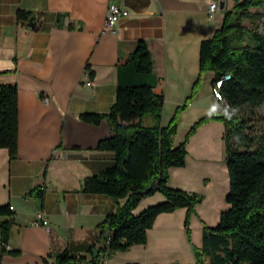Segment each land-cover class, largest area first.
I'll return each instance as SVG.
<instances>
[{
  "label": "crops",
  "instance_id": "1",
  "mask_svg": "<svg viewBox=\"0 0 264 264\" xmlns=\"http://www.w3.org/2000/svg\"><path fill=\"white\" fill-rule=\"evenodd\" d=\"M111 3L129 12L113 31L105 28ZM210 3L218 4L211 17ZM233 6V0H0V85L17 88L18 108L16 157L10 160L8 150L0 148V207L10 211L0 214V224L12 220L7 247L19 252L3 255L0 264H50L64 251L89 259L98 225L126 198L81 192L86 178L114 165L115 154L97 150L100 140L113 135L107 121L92 124L80 115L108 113L118 84L162 83L161 125H168L192 95L201 42L221 26L222 11ZM17 10L35 20L18 21ZM138 41L147 43L152 57L148 77L117 64ZM213 77L212 71L202 74L179 114L175 146L194 123L217 114ZM224 133L221 121L204 122L186 143L184 166L168 170L171 188L201 196L188 224L185 208L159 214L143 245L102 256L100 263L211 264L195 252L203 248L205 230L215 227L228 208ZM31 190L35 195L27 196ZM163 200L159 192L147 195L133 214ZM39 209L49 221L48 233L33 224Z\"/></svg>",
  "mask_w": 264,
  "mask_h": 264
},
{
  "label": "trees",
  "instance_id": "2",
  "mask_svg": "<svg viewBox=\"0 0 264 264\" xmlns=\"http://www.w3.org/2000/svg\"><path fill=\"white\" fill-rule=\"evenodd\" d=\"M233 2L234 6L224 14L221 26L209 39L201 42L199 76L192 95L176 108L168 125H161L162 83L118 84L115 102L108 113L80 115L81 120L92 124L107 121L113 135L100 140L97 150L115 154L114 165L86 178L81 192L104 194L116 201L126 200L98 225L96 242L87 250L89 259L64 251L56 257V264H99L104 255L143 245L146 231L162 213L185 208L187 225L201 196L171 188L168 170L184 166L188 138L201 124L212 119L221 121L225 128V162L229 176L225 201L228 208L221 213L215 227L205 230L200 260L206 256L211 264H264V133H246L247 126L240 118L243 107L264 101V15L251 12L264 8V0ZM31 16L29 12L16 11L18 21ZM34 20L32 16L30 21ZM245 20L250 22V27L241 24ZM243 36L248 42L243 43ZM117 64L118 67H130L140 77H148L153 72L152 57L145 41H138L131 54L119 56ZM206 71L214 73L212 85L223 75L230 74V79L223 82L220 90L229 109L224 112L216 109L217 115L200 119L184 141L175 146L172 138L178 115L190 103ZM147 114L151 115L152 124L144 126L143 118ZM17 118V88L0 85V148L8 150L10 160L17 154ZM153 181L155 190L147 195L159 192L164 200L133 214L140 200L147 196L139 192ZM35 191L26 195L34 196ZM0 214L10 215L8 207H0ZM11 226V219L1 222V245L7 244ZM18 253L1 246L0 260L5 254Z\"/></svg>",
  "mask_w": 264,
  "mask_h": 264
},
{
  "label": "built area",
  "instance_id": "3",
  "mask_svg": "<svg viewBox=\"0 0 264 264\" xmlns=\"http://www.w3.org/2000/svg\"><path fill=\"white\" fill-rule=\"evenodd\" d=\"M217 9H218L217 3H210L209 9H208L209 17L213 16V14L216 13ZM128 15H129L128 11L121 9L120 7H118L117 5H115L113 3L109 4L107 14H106V19H105V28L109 31H113L117 22L119 21V19H121L122 17H127ZM229 79H230V74L227 73V74L223 75L219 80H217L215 82V84L212 86L213 96L220 103V106H219L220 112H224L225 110L229 109V105L224 101V99L220 93L221 86H222L223 82L227 81ZM87 85H91V82L90 81L87 82ZM43 100L45 102H47L48 98L43 97ZM10 209H12V208H10ZM33 224L43 227L47 233L50 232V230H51V227L49 225V221L45 215V212L42 209H39L36 211ZM1 246L4 247L5 249H8L7 244L6 245L2 244ZM55 260L56 259L52 258L50 264H56ZM99 264H104V262L102 261Z\"/></svg>",
  "mask_w": 264,
  "mask_h": 264
},
{
  "label": "rangeland",
  "instance_id": "4",
  "mask_svg": "<svg viewBox=\"0 0 264 264\" xmlns=\"http://www.w3.org/2000/svg\"><path fill=\"white\" fill-rule=\"evenodd\" d=\"M227 10L230 11L232 10V8H228ZM227 10L222 11V14H221L222 17H223V13L225 14ZM251 12L264 15V8L252 9ZM241 24L247 27L251 26L250 22L247 20L242 21ZM242 40H243V43L248 42L247 41L248 39L246 38V36H243ZM178 118H179V115H178ZM178 118H177V122H178ZM240 118L244 121L245 125L247 126L246 133H249L250 135H259V134L264 133V101L249 104L243 107L241 109ZM143 121H144V126H146L145 124H147L148 126L151 125L152 124L151 115L150 114L145 115L143 118ZM194 124L191 126V128L194 126ZM190 129L188 130V132L190 131ZM176 132H177V128H176Z\"/></svg>",
  "mask_w": 264,
  "mask_h": 264
},
{
  "label": "water",
  "instance_id": "5",
  "mask_svg": "<svg viewBox=\"0 0 264 264\" xmlns=\"http://www.w3.org/2000/svg\"><path fill=\"white\" fill-rule=\"evenodd\" d=\"M223 7H224V5H223V3H221L220 9H222ZM31 26H33V24H31ZM155 187H156V183L153 181L146 189L140 191L139 193L141 195H147L149 192L154 191ZM200 254H201L200 251L195 252V256L198 258L200 257Z\"/></svg>",
  "mask_w": 264,
  "mask_h": 264
}]
</instances>
